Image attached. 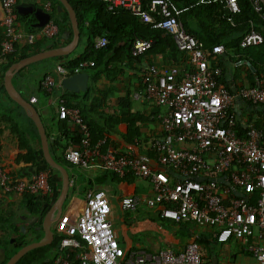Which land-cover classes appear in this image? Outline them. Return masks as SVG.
<instances>
[{
    "label": "built area",
    "instance_id": "built-area-1",
    "mask_svg": "<svg viewBox=\"0 0 264 264\" xmlns=\"http://www.w3.org/2000/svg\"><path fill=\"white\" fill-rule=\"evenodd\" d=\"M108 11H126L140 24L158 29L172 38L179 53H185V66H171L164 72L152 68L140 75L141 92L133 100L163 108L156 115L161 133L135 138L124 150L106 145L103 137L95 142L78 110L56 101L58 120H65L76 129L79 144L63 151L62 158L70 169L89 172H110L122 179L132 176L146 182L148 197H123L124 215L132 216L145 206L160 208V218L176 225H193L209 233L221 245L236 242L240 251L233 264H264V127L241 126L235 112L241 101L264 109V67L251 85L228 89L220 79L221 67L211 61L224 52L223 45L211 50L189 33L167 0H99ZM252 10L264 21V0H247ZM18 0H0V58L13 55L23 39L18 28ZM219 3L229 14L240 12L239 0H197L196 5ZM51 10V5L47 6ZM240 40L242 48L259 46L263 34L253 21ZM44 39L58 35V27L50 20L40 31ZM34 37L27 42L34 44ZM107 44L104 37L94 40L95 49ZM151 47V41L135 39L130 56L140 58ZM241 63V62H238ZM80 62L73 74L92 67ZM56 77L45 76L41 90L51 93L60 79L67 75L61 67L54 69ZM34 105L36 100L30 99ZM143 148L145 153L135 149ZM154 160L163 170L152 166ZM50 170L43 169L27 179L14 180L0 165V192L3 194L47 195ZM68 179V186L75 180ZM224 178L229 182H221ZM112 208L107 192L88 190L79 213L72 217L61 213L54 225L61 237L53 261L47 264H201V252L195 239L182 251L163 248L156 253L122 248L110 222ZM247 258L242 260L241 258Z\"/></svg>",
    "mask_w": 264,
    "mask_h": 264
},
{
    "label": "crops",
    "instance_id": "crops-1",
    "mask_svg": "<svg viewBox=\"0 0 264 264\" xmlns=\"http://www.w3.org/2000/svg\"><path fill=\"white\" fill-rule=\"evenodd\" d=\"M49 4L51 5V10L47 8ZM17 5H33L36 9L40 8L50 13L51 16L53 7L56 13H61L63 11L58 12L59 5L54 6V0H18ZM18 17V28L23 34V39L17 45L19 48L30 45L27 42V38L33 36L35 38V45L33 46L32 55L56 48H62L69 44L72 39V33L68 31L64 32L60 39H44L40 34L41 28L32 27V25L38 23V20H36L33 14L26 16L18 15ZM21 17L27 18L22 19ZM51 20H53V18H51ZM29 28L37 29V31L31 32ZM2 38L3 35L0 28L1 41ZM74 49L59 61L58 59H53L49 63H40L32 67L34 69L25 67L26 69L18 78H16V75L13 78L14 87L22 95L24 100L29 102L31 98L36 100L34 107L43 121L47 136H49V149L52 157L55 155L62 158L63 154V151L57 148H51L50 145L53 140L58 142L59 145L65 142L62 138H58L57 140V134H55V132L53 133V124L58 122L56 119V101L63 95L64 90H62L59 83H57L51 94L49 96H44L40 91L39 82L46 71L50 70V73L53 72V77H56L54 74V69L56 67H61L62 63L64 64L81 54L82 51L73 57L70 56ZM186 58L187 55L185 53L181 54V56H179L180 64L176 66H185ZM138 59V62L131 61L118 65L119 73L115 77L111 79L100 77L97 80L94 86L97 90L105 92V99L101 106L92 107L86 116V120L94 125L95 134L107 138L110 145L120 150H124L134 141L133 139L127 140L126 138V124L122 121L121 114L127 112L137 114L147 120L145 123L139 125L142 134L141 137L147 138L149 136H157L161 133L156 115L163 113L164 109L147 102L133 100L132 95L135 92H141L140 75L143 70L152 68L157 72H164L173 65L169 64V62L164 64L161 61V57L157 54H153L148 62L145 61L143 56ZM236 64L239 63H235L234 65L236 66ZM6 66V61L0 60V165L5 168L12 179H27L32 174L37 173V169L43 167L44 160L39 136H35L33 124L26 121L23 115L16 119L17 107L4 87V77L11 65L5 70ZM110 66L111 65H108V67ZM226 69L227 72L220 80L226 84L229 90L234 91L238 87L251 85L243 67L237 72L239 74V79L234 76L235 68L232 64L229 63ZM235 112L238 115L241 126L244 128L245 125L249 124H258L259 126L264 124V109L262 107H251L239 101L236 104ZM49 121L52 122L51 130L47 127ZM129 140H131V142L128 143L127 141ZM135 152L145 153V150L138 147L135 149ZM149 155L153 160V168L163 170L155 162L152 153H149ZM69 176H71L70 178H74L75 182L76 178L77 180L80 179L79 187L77 183H74L73 186H68L67 193L71 194L66 203L67 208L62 211V213H66L72 217L76 216L83 205L84 195L88 190H104L108 194L112 208L110 222L115 237L119 245L125 250L136 249L147 253H156L163 248H170L175 252H180L188 242L195 239L201 252V264H233L234 256L240 251V246L236 242L221 245L215 242L209 233L193 225H176L169 221L162 220L160 218V208L147 209L145 206H142L135 215H124L120 206L121 199L123 197L127 198L132 196H150L151 190L146 182L135 179L134 177L129 181H123L125 180L123 179L120 182H114L108 179L107 176H102L100 172L96 171L84 172V174L80 173V175H76L75 172ZM55 181L56 177L53 176L54 186L56 185ZM86 181L92 184L90 189L86 187ZM83 188L84 191L81 192ZM71 189L72 191L70 192ZM48 194H52V189ZM78 196L81 200L78 199ZM21 202L22 195L3 194L0 192V264H5L8 259L21 248H19V246H21L23 241L19 243L16 242V234H14L15 229L24 234L28 229L34 227L35 231H38L34 238H42L43 236L42 230H37L41 220L31 217L28 212L24 210ZM31 238L32 235L30 234L25 240ZM17 248L19 249L16 250ZM55 252L56 248L51 252L53 258L55 257ZM241 259L247 260V258L244 257Z\"/></svg>",
    "mask_w": 264,
    "mask_h": 264
},
{
    "label": "trees",
    "instance_id": "trees-1",
    "mask_svg": "<svg viewBox=\"0 0 264 264\" xmlns=\"http://www.w3.org/2000/svg\"><path fill=\"white\" fill-rule=\"evenodd\" d=\"M54 1V6L59 5L58 0ZM140 1L142 5H146L150 0ZM167 1L175 9L182 10L177 16L183 27L189 33L197 37L203 43L205 48L211 50L213 46L223 45L224 52L217 55L216 58L211 61L213 67L219 66L223 69L224 73H226V66L230 63L235 68L234 76L237 79H239V74L237 72L243 67L250 84L253 83V78L258 76L264 67V42L259 46L242 48L240 46V40L243 35L249 31V21H253L255 29L259 30L264 36V21H261L258 18L247 0H239L240 12L236 14L227 13L224 7L219 3L211 5H196L197 0ZM67 2L75 11L80 38L84 37V47L81 54L64 64L62 63L61 68L67 72L66 76H70L73 74L74 68L80 62H91L93 66L83 70L88 76V85L84 92L71 93L64 91L60 98L63 100L65 107L78 110L80 117L90 132V140L93 143L103 138V136H97L95 134V127L86 120V116L92 107L101 106L105 99V92L97 90L94 85L100 77L105 79L115 77L119 73L118 65L129 63L131 61L138 62V58H132L130 56L132 42L135 39L151 41L150 49L143 54L146 62L150 60L153 54H157L161 57V61L164 64L169 62V64L174 66L180 64L179 56H181V54L177 51L172 38L165 34V32L158 29H150L148 26L140 24L126 11L118 10L110 12L99 0H67ZM21 18L25 19L27 17ZM52 18L53 22L58 27V35L52 40L60 39L62 34L66 31L72 33L69 17L65 10L61 13H56V10L53 7ZM29 30L31 32L37 31V29L33 28H29ZM98 37H104L107 41V44L103 49L94 48V40ZM34 45L35 44L27 45L23 48H19L18 45H16V52L13 55L0 58L1 61H6L7 63L5 70L13 63L32 56ZM63 58L64 56L44 60L29 65L26 68L35 67L40 63H49L53 59H58L59 61ZM238 62L241 63L236 64L235 66L234 64ZM108 65L111 66L108 67ZM26 68L19 71L16 74V78H18ZM50 72V70L46 71L40 78V82L45 76H53V72ZM40 91L44 96H49L51 94L41 89ZM16 107V119L23 115L26 121L32 123L24 110L18 105H16ZM121 118L126 124L127 140H134L135 138L141 137L142 134L139 125L147 121L145 118L128 112L121 114ZM253 126L255 128H262L264 127V124L262 126L253 124ZM34 131L35 136L38 137L35 128ZM54 132L57 134V140L58 138H62L65 142L64 144L59 145L58 142L53 140L50 145L51 148L53 147L65 151L67 148L76 147L79 144V135L76 133V129L65 120H58L56 124H53V133ZM131 140L127 142L129 143ZM106 145L112 146L107 141V138ZM53 160L66 169H70V166L60 156L53 155ZM47 168L50 170L49 186L50 190L52 189V194L44 196L32 194L22 195V207L31 217H35L37 220L43 218L45 212L53 204L58 190L60 189V187H58L56 192V185L54 186L53 184V176L56 172L47 167L44 161L43 167L37 169V172ZM100 173L102 176H107L108 179L114 182H120L123 179H125L123 181H129L133 178L127 176L120 179L110 172L103 171ZM86 182V187L90 189L92 184L88 181ZM71 191L72 189L70 192ZM83 191L84 188L81 189V192ZM67 194L63 205L68 202L71 193ZM37 233L38 231H35L34 227L28 229L24 234L15 229L14 234H16V242L19 243L23 241L19 248L25 244L39 241L41 238H34ZM30 234L32 235V238L25 240ZM60 237L61 235L56 233L53 229V242L50 245L29 251L23 257L19 258L15 264L50 263L53 260L51 252L57 247Z\"/></svg>",
    "mask_w": 264,
    "mask_h": 264
},
{
    "label": "water",
    "instance_id": "water-1",
    "mask_svg": "<svg viewBox=\"0 0 264 264\" xmlns=\"http://www.w3.org/2000/svg\"><path fill=\"white\" fill-rule=\"evenodd\" d=\"M58 2V12L65 10L68 14L72 29L71 41L62 48L44 51L13 63L8 68L4 77V87L15 104L21 107L25 114L31 119L33 126L39 136L43 160L47 167L58 173L60 178V189L56 199L50 208L45 212L43 218L41 219L40 226L37 228V230H42V238L37 242H32L22 246L11 258L8 259L5 264H15L19 258L23 257L29 251L50 245L53 242V224L57 221L62 213V206L68 191L69 174L65 167L57 164L53 160L49 149L47 133L39 113L37 112L34 105L22 98V95L16 90L13 84L14 76L23 68L44 60L66 56L76 47L78 40L80 39V35L75 11L71 5H69L67 0H58ZM16 11L19 16L33 14L36 20H38L37 24L32 25L33 28H43L52 18L50 13H47L40 8L36 9L33 5H17ZM59 85L62 90L67 92H84L87 88V74L85 72H79L70 76H65L60 79ZM220 181L229 184V182L224 178H221Z\"/></svg>",
    "mask_w": 264,
    "mask_h": 264
},
{
    "label": "rangeland",
    "instance_id": "rangeland-1",
    "mask_svg": "<svg viewBox=\"0 0 264 264\" xmlns=\"http://www.w3.org/2000/svg\"><path fill=\"white\" fill-rule=\"evenodd\" d=\"M83 43H84V37H81L80 38V40H79V43H78V45L76 46V48L74 49V51H73V53H72V55H70V56H74V55H76V54H78V53H80L81 51H82V49H83ZM31 69H34V68H31ZM49 124L47 125V127H48V129L49 130H51V124H52V122L51 121H49L48 122ZM54 135V134H53ZM48 169V168H47ZM67 170V172H68V174L69 175H72V174H74L75 172H76V175L77 174H79L80 175V173L81 174H84V172L83 171H77L76 169H66ZM54 176L56 177V192H57V188L58 187H60V178H59V175H58V173H54ZM74 179V178H73ZM75 180V179H74ZM79 180L80 179H78L77 180V178H76V182L75 183H77V186L79 187ZM56 192H55V195H56ZM58 192H59V190H58ZM58 194V193H57ZM56 197H57V195H56ZM56 199V198H55ZM78 199L79 200H81V198L78 196ZM67 208V204L65 203L64 205H63V208H62V211H64L65 209ZM54 225H55V223L53 224V229H54Z\"/></svg>",
    "mask_w": 264,
    "mask_h": 264
}]
</instances>
